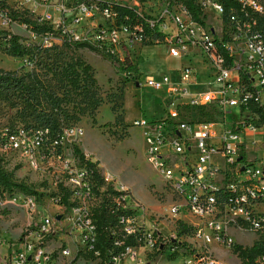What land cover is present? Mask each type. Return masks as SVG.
Segmentation results:
<instances>
[{
    "label": "built area",
    "instance_id": "built-area-1",
    "mask_svg": "<svg viewBox=\"0 0 264 264\" xmlns=\"http://www.w3.org/2000/svg\"><path fill=\"white\" fill-rule=\"evenodd\" d=\"M19 1L18 14L29 3L55 8L54 14L47 11L26 21L20 15L14 17L6 1L0 0V24L29 29L32 37L37 35L34 26L47 24L52 30L43 33L45 40L91 44L119 60L121 48L131 51L136 42L142 43L153 32L157 34L154 40L169 45L171 56L194 59L180 69L179 83L167 74L162 79L146 77L145 87H166L172 97L167 100L166 116L133 123L142 130L149 163L172 182L179 202L164 215L151 212L112 171L99 164L81 165L72 153L71 165L65 164L71 186L63 185L72 192L71 207H59L74 214L73 224L82 231L83 248L71 254L64 238L58 239L61 214L47 213L29 225L15 241L19 248L14 256L2 255L0 264H73L79 253L87 258L89 250L94 257L87 259L101 264L92 210L98 204L94 200L105 194L116 210L106 264H150L140 258L141 249L147 256L166 253L176 264L179 260L182 264H227L213 255L212 244L230 248V233L235 231L264 234V31L259 26L264 0H192L201 11L199 19L193 18L184 0H154L156 14L151 16L139 9L146 0ZM204 11H214L221 23L230 22L232 32L221 34L222 29L207 23ZM196 50L199 60L195 59ZM195 63H201V72ZM201 78L204 80L199 81ZM135 81L138 83V78ZM196 83L202 86L193 89ZM209 85L216 87L203 88ZM233 107L236 116L226 120ZM82 134L81 129L71 128L58 138L48 127L16 126L0 133V148L19 152L37 169L43 161L62 158V139ZM258 134L262 140L248 139ZM85 159L90 158L85 155ZM6 192L0 191V201ZM14 202L29 212L38 208L37 199L27 194ZM52 202L57 204L56 196ZM184 211L198 222L186 223L191 225L190 232L180 234L177 226ZM192 240L201 241L202 247L192 246ZM253 264H264V252Z\"/></svg>",
    "mask_w": 264,
    "mask_h": 264
},
{
    "label": "rangeland",
    "instance_id": "rangeland-1",
    "mask_svg": "<svg viewBox=\"0 0 264 264\" xmlns=\"http://www.w3.org/2000/svg\"><path fill=\"white\" fill-rule=\"evenodd\" d=\"M5 1L13 13L16 12V8H20L19 0ZM23 8H25L23 18L28 21H33L35 16L47 11V13H55L54 6L34 7L32 3H29ZM139 9L148 16L156 14L154 0H146ZM204 15L208 24L210 22L218 30L222 29L221 34L232 32L230 22L224 20L221 23L214 11L208 14L204 11ZM259 26L263 30L262 16L259 19ZM0 31L2 32L0 34V70L26 75L27 80L31 77L28 74H38L55 94L54 98L46 96L44 101L46 107L53 112L58 124V129H52L54 136L59 138L63 136L65 130L71 128L83 131L79 137L66 136L62 139L59 150L63 154L62 158L43 161L37 169L33 168L19 152L10 150L3 152L0 148V160L4 171L10 175L12 181L35 188L36 195H27L35 197L38 201L36 212H29L20 202H14L20 196L26 195L25 192L15 187L12 191L5 193L0 201V258L3 257L2 255L14 256L19 248V243L15 241H18L30 228L29 225H33L47 213L61 214L57 235L58 239L64 238L63 242L69 247L71 254H76L78 248H83L82 231L73 224L74 214L52 202L60 185L71 186L65 174L68 164L66 166L65 164L69 162V166L71 165V154L74 153L73 142L86 156L97 161L101 169L112 171L119 181L130 188L132 195L151 212L164 215L173 204L179 202L172 182L167 181L149 163L142 130L133 123L138 119L150 122L166 116L167 100L172 97L166 87L160 90L145 87L146 77L154 76L156 79H162L163 75L167 74L179 83L176 76L180 74V69L183 65L192 62L194 57L171 56L169 45L163 40L160 42L154 40L153 32L147 34L146 40L142 43L136 42L131 51L121 48L117 54L120 59L114 63L107 56L108 54L99 48L97 51H92L88 48H76L70 43L58 42L56 39L47 41L43 36V29L37 32L35 37H32L29 29L17 25L0 24ZM12 35L19 36L22 44L26 46L25 55L13 56L7 53L6 48L10 46L7 38ZM196 52L198 53L195 59H201L199 51L196 50ZM125 57L138 66L137 73L133 74L135 77L132 79L127 78L118 67L123 64L122 59ZM76 60L91 66L95 83L88 82L83 85L80 81L82 88H79L64 79L60 74L62 66ZM194 65H197L201 72L203 68L201 63ZM135 78H138L139 84ZM202 80L204 79L201 78L199 81ZM215 87L209 85L203 88ZM95 99L100 101L96 108H94ZM230 110L232 112L226 116V120L236 114L233 108ZM28 124L42 127L35 123L31 108L24 102L21 95L17 92L8 93L5 87L0 85V133L7 128ZM254 138L260 141L263 137L258 134L248 139ZM100 201L101 197H98L94 203ZM180 216L185 223L192 225L198 222L197 217L187 211L182 212ZM159 228L162 232H167L162 225H159ZM230 238L233 240L230 248L227 245L215 244L209 247L213 255L227 264L242 263L234 250L235 246L251 248L255 244L264 243V234L256 235L251 231L231 232ZM191 245L201 248L202 242L192 240ZM139 253L140 258L144 262L149 261L150 264H176L175 261L167 258L166 253L164 255L151 253L147 256L142 249ZM257 255L255 254L253 258ZM179 262L182 264L180 260ZM73 264H98V261L87 259L79 253Z\"/></svg>",
    "mask_w": 264,
    "mask_h": 264
},
{
    "label": "trees",
    "instance_id": "trees-1",
    "mask_svg": "<svg viewBox=\"0 0 264 264\" xmlns=\"http://www.w3.org/2000/svg\"><path fill=\"white\" fill-rule=\"evenodd\" d=\"M184 1L188 8L191 10L190 12L193 15V18L199 19L201 11L196 8L194 2L192 0ZM12 15L16 18H19L20 15L21 19L27 21V19L23 18L25 17L23 13L18 14V12H14L12 13ZM262 18L264 19V15L262 16ZM33 29L36 32H39L41 29H43V33L52 30V28L47 24L34 26ZM1 33L2 32L0 31V34ZM156 36L157 34L155 33L154 38H156ZM7 40L10 43V46L6 48L7 53L13 56H23L26 54V46L22 44L19 36L12 35L11 37L7 38ZM71 45H74L76 48H88L92 51L98 50V48H96L95 46L87 43H75ZM107 56H109L114 63L118 61L112 54H108ZM229 61L230 63H233V60L231 58L229 59ZM118 67L126 74L127 78L130 79L135 77L133 74L137 73L138 70V66L132 64L129 59H126L123 64H120ZM60 74L64 77V79L69 80L72 84L76 85L79 88H82V84L80 83V81L83 82V85L88 82L95 83V78L92 74L91 66L80 60L69 62L66 65L62 66ZM28 75L31 76L29 80L25 78L26 75H19L15 72H3L2 70H0V85H3L8 93L17 92L21 95L24 102L27 103V105L31 108V115H33V119L37 125L48 127L51 130L58 129V124L53 116V112L50 111L44 103L46 96L54 98L55 94L52 92L46 81L38 74ZM99 103L100 101L98 99H95L94 108H96ZM91 113H93V111H91ZM21 126L28 128L36 127L29 124ZM73 149L74 155L79 159L81 165L85 162H87L90 166H96L98 164L97 161H91V158L86 160L85 154L78 148L77 145L74 144ZM96 182L98 186H100L101 182L99 178ZM15 187L19 188L26 194H37L35 188H30L23 183H16L12 181L10 175L4 171L0 160V191L4 190L10 192ZM71 193V190L64 187L63 185H60L58 193L55 195L57 197V204L65 205L67 206V209H69L71 207ZM92 214L97 222L95 249L99 250L101 253V256L103 258V262L101 264H106V260L109 255L108 249L111 246V242L113 239L110 228L115 224L116 216L115 206L110 201V198L106 196V194L103 195L101 201L96 206H94ZM177 229L180 234H187L191 230V225H188L182 220H179ZM129 241L131 242V239ZM234 250L241 258V264H253V256L255 254L264 252V243L255 244L251 248L235 246ZM86 257L93 258V252L89 250L86 254Z\"/></svg>",
    "mask_w": 264,
    "mask_h": 264
},
{
    "label": "bare ground",
    "instance_id": "bare-ground-1",
    "mask_svg": "<svg viewBox=\"0 0 264 264\" xmlns=\"http://www.w3.org/2000/svg\"><path fill=\"white\" fill-rule=\"evenodd\" d=\"M173 81H175V80L173 79ZM201 86H202V84H199V83H196L193 85V87H195V88H200ZM233 110L237 112L236 107H233Z\"/></svg>",
    "mask_w": 264,
    "mask_h": 264
},
{
    "label": "crops",
    "instance_id": "crops-1",
    "mask_svg": "<svg viewBox=\"0 0 264 264\" xmlns=\"http://www.w3.org/2000/svg\"><path fill=\"white\" fill-rule=\"evenodd\" d=\"M193 89H198V88L193 87Z\"/></svg>",
    "mask_w": 264,
    "mask_h": 264
},
{
    "label": "water",
    "instance_id": "water-1",
    "mask_svg": "<svg viewBox=\"0 0 264 264\" xmlns=\"http://www.w3.org/2000/svg\"><path fill=\"white\" fill-rule=\"evenodd\" d=\"M138 85V84H137ZM59 218V217H58Z\"/></svg>",
    "mask_w": 264,
    "mask_h": 264
}]
</instances>
